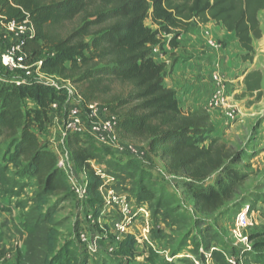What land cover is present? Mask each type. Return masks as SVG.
Listing matches in <instances>:
<instances>
[{
    "label": "rangeland",
    "instance_id": "374dc122",
    "mask_svg": "<svg viewBox=\"0 0 264 264\" xmlns=\"http://www.w3.org/2000/svg\"><path fill=\"white\" fill-rule=\"evenodd\" d=\"M258 18L262 36L253 40L251 60L242 58L245 51L234 34L214 21L211 32L201 23L200 28L191 26L177 37L176 47L161 32L160 43L151 51L156 62L165 63L164 82L173 85L181 109L209 114L212 130L204 144L216 137L238 155L233 166L247 177L232 200L213 213L198 212L184 180L168 173L158 155L142 142L120 138L112 155L95 165L105 186L100 188V206L94 207L85 191H76L84 188L86 178L70 160L62 102L49 112L37 136L64 162V168L57 165L69 191L51 196L42 207L38 206L36 178L13 154L9 139L0 134V163L8 179V184L0 185V264H264V9ZM146 24L158 28L149 19ZM206 32L222 45L221 65L233 119L220 108L205 106L207 81L216 61V53L204 43ZM255 70L262 75L259 97L247 93L243 83L245 73ZM0 75L44 83L36 73L25 75L1 66ZM186 83L189 95L184 93L187 99L180 100L178 93ZM24 106L35 107V102L26 99ZM130 145L141 153H128ZM130 158L144 170L151 196L137 194L139 173L130 178L117 171L114 164L124 165ZM218 174L206 183L213 185ZM122 201L128 204V212L122 211ZM119 223L124 230L118 228ZM50 230L55 233L52 251L47 244ZM128 236L131 244L126 242Z\"/></svg>",
    "mask_w": 264,
    "mask_h": 264
},
{
    "label": "trees",
    "instance_id": "16d2710c",
    "mask_svg": "<svg viewBox=\"0 0 264 264\" xmlns=\"http://www.w3.org/2000/svg\"><path fill=\"white\" fill-rule=\"evenodd\" d=\"M263 9L264 0H0V25L20 21L28 13L34 32L23 44L25 63L42 61L41 72L70 80L86 102L102 104L117 118L119 138L144 143L163 160L168 173L184 180L196 210L213 213L234 198L247 176L233 166L238 155L225 143L212 137L204 144L212 130L209 114L181 109L175 91L164 84L165 63L156 62L151 51L160 43L161 32L176 47L177 37L193 21H214L234 34L245 51L242 58L251 60L253 40L262 36L258 15ZM147 19L158 28L148 26ZM261 79L259 71L248 72L245 91L259 97ZM26 99L35 107L25 108ZM54 100L62 103L64 97L50 86L0 75V134L36 178L39 207L69 191L57 155L37 136ZM65 142L70 160L85 175L86 194L99 207L105 184L95 165L103 164L113 150L87 135L67 134ZM114 165L130 178L139 173L137 194L152 195L136 160ZM217 172L214 184L206 183ZM6 184V168L0 163V185ZM54 239L50 230L49 251ZM132 241L128 236L126 242Z\"/></svg>",
    "mask_w": 264,
    "mask_h": 264
},
{
    "label": "built area",
    "instance_id": "2783aa9c",
    "mask_svg": "<svg viewBox=\"0 0 264 264\" xmlns=\"http://www.w3.org/2000/svg\"><path fill=\"white\" fill-rule=\"evenodd\" d=\"M34 27L29 19L28 13L20 21L11 20L2 22L0 25V64L7 71H21L25 75L36 73L43 77L44 84L52 87L57 93L64 97V136L75 133L80 136H90L95 144L109 146L114 149L118 146L120 138L118 137L115 127L117 118L108 115L102 104L96 102H86L79 94L76 86L68 79H62L56 75H47L39 70L42 61H37L32 65L25 63V53L23 44L25 39L33 34ZM204 43L216 53V61L212 65L213 71L209 74L207 81L208 96L206 98V108H220L225 112L228 119L234 118V110L228 107V101L231 95L227 92L225 85L226 73L222 70L221 61L224 60L222 45L213 39L207 32L205 33ZM17 83L25 82L24 80L14 78ZM63 84V85H61ZM60 103L54 100L50 104V109L55 111L59 108ZM126 151L132 155H138L141 152L134 146H128ZM58 164L65 167L62 160ZM101 174V170L97 169ZM102 176V174H101ZM84 188L77 192H86V182ZM116 197H114L115 199ZM121 208L123 212H128L129 206L122 201ZM243 220V218H242ZM118 228L124 230V226L119 223Z\"/></svg>",
    "mask_w": 264,
    "mask_h": 264
},
{
    "label": "crops",
    "instance_id": "0c3cea01",
    "mask_svg": "<svg viewBox=\"0 0 264 264\" xmlns=\"http://www.w3.org/2000/svg\"><path fill=\"white\" fill-rule=\"evenodd\" d=\"M197 25L198 26V28H200L201 27V24L200 23H198V22H196V21H193V23H192V26H194V25ZM212 25V21H209V22H207V23H204L203 24V26L205 27V28H207L208 29V31L209 32H211V30H209V27ZM224 30L228 33V34H231V32H228L225 28H224ZM187 34V33H186ZM248 72H246L245 73V75L247 74ZM245 75L243 76V79H244V77H245ZM186 80V79H185ZM164 84H165V86L166 87H169V88H173V85L172 86H169V85H167L165 82H164ZM186 87H185V89L183 90V91H180V93H178V97H179V99L180 100H183V98H184V100H186L185 99V94L184 93H186V97H188V95H189V83H186V85H185ZM174 89V88H173Z\"/></svg>",
    "mask_w": 264,
    "mask_h": 264
}]
</instances>
